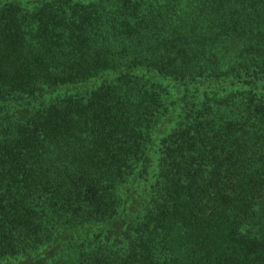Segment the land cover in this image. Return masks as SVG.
<instances>
[{
    "label": "trees",
    "instance_id": "1",
    "mask_svg": "<svg viewBox=\"0 0 264 264\" xmlns=\"http://www.w3.org/2000/svg\"><path fill=\"white\" fill-rule=\"evenodd\" d=\"M0 264H264V0H0Z\"/></svg>",
    "mask_w": 264,
    "mask_h": 264
}]
</instances>
